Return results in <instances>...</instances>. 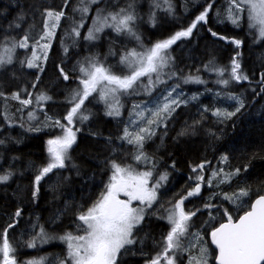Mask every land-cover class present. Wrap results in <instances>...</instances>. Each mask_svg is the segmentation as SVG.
I'll return each instance as SVG.
<instances>
[{
	"label": "trees",
	"instance_id": "1",
	"mask_svg": "<svg viewBox=\"0 0 264 264\" xmlns=\"http://www.w3.org/2000/svg\"><path fill=\"white\" fill-rule=\"evenodd\" d=\"M158 2L160 7H156L154 0L97 1L92 7L106 9L104 14L128 8L131 4L132 8L129 10L137 17L133 28L139 41L134 37L131 40L129 34H117L111 28H106L108 32H101L102 42L116 56L128 47L141 49L142 44L151 47L157 41L185 30L196 16L212 4L206 23H198L189 37H182L171 45L174 52H181L180 56L177 55L176 68L180 67L183 72L191 75L204 76L205 86L223 94L242 95L244 107L230 119H218L213 112L222 106L223 99L204 95L195 102L179 106L168 119L165 136L157 135L144 144V151L153 159L152 166H148L150 169L155 168L152 175L155 177L167 173L169 180L160 190L156 203L148 210L143 223L135 229L133 238L136 242L121 251L119 264H150L151 259L162 251L163 237L170 229L165 218L167 210L195 187L194 178L197 175L204 177L201 190L199 194L188 197L184 205L187 211L196 212L191 218L195 220L190 228L206 226L212 217V211L211 207L205 205L215 202L205 196L213 189L207 188L209 167L223 166L228 173L240 169L228 182L215 187L218 195L228 196L240 189L248 190L246 202L239 208L232 206V199H225L221 203L224 214L230 213L232 218L237 219L251 207L257 196L264 194V81L261 79L264 76V38L260 39L255 27L249 26L247 12L242 16L238 27L226 18L229 0H171V13L166 10L163 0ZM79 3L75 5L74 0H0V53L5 48L11 49L12 59L25 58L26 64L33 47L41 49L38 41L39 44L50 45L44 49L48 53L45 64L41 59L39 67H34L32 74L29 72L30 67L26 66L28 75H24L22 83L20 82L22 87L26 86V90H4L0 79V174L12 173L8 181L0 182V233L8 229L7 237L15 248L16 264L41 258L43 264H46L58 256L65 257L68 248L59 237L66 233H83L78 216L86 212L105 191L112 172V161L119 159L122 164L138 169L141 167L132 158L136 146L119 143L122 124L106 115L103 107L97 104L96 112L99 116H88L84 120L86 122L78 128L76 142L69 150L71 159L66 160L64 168H56L46 174L39 182V192L33 196L35 176L49 161L47 141L59 133L51 127L43 129L38 122H33L29 118L31 107L22 104L20 99L28 98L36 85L35 92L41 89L47 96L51 95L50 100L40 102L41 113L51 114L66 123L64 117L72 107V98L67 100L66 90L70 91L69 97H72L81 88L79 72H70L67 66L71 67L83 54H93L90 52L92 50H97V54L101 56L106 48L99 46L97 42L91 43L92 46L79 40L74 43L72 29L82 19L80 13L76 14L81 7ZM47 11H63L67 16L50 40H41L40 37L47 31ZM153 13L155 23L150 19ZM92 15L90 12L85 27L92 22ZM69 20H74V26L67 29L65 25ZM85 29H82V33ZM212 32L217 33V36H213ZM108 33L118 37V42L107 36ZM25 36L29 37L28 47L21 48L18 42ZM232 38L241 40L242 44L237 48L231 43ZM119 40H122V44ZM203 40L208 43L204 52L211 49L218 58L210 57L209 60L202 57L198 46ZM181 44L184 46L183 50L179 49ZM222 51L227 53L226 59L219 57ZM237 52L240 54L238 61L241 70L248 76V80L235 81L230 78L231 61ZM211 68L225 69L230 86L213 82L212 78L216 75L212 73L213 70L210 71ZM60 69L68 74L67 80L63 78ZM20 78L21 75L17 77ZM62 86L64 87L60 90ZM15 92L20 99L13 98ZM92 97L89 96L84 103ZM42 105L44 106L41 107ZM223 105L229 112L238 107L236 103L225 102ZM186 108L192 110L186 112ZM102 115L106 118L104 124L101 122ZM163 131L164 128L161 127L160 132ZM200 164L205 167L194 173L192 169ZM17 210L21 213L19 217L15 216ZM10 224L14 226L8 228ZM41 228L49 237L47 242L37 240L35 247H28V242L40 233ZM207 238L210 240L209 236ZM212 249V264H216V250ZM175 255L176 264H184L185 253L181 250ZM161 264L164 262L161 261Z\"/></svg>",
	"mask_w": 264,
	"mask_h": 264
},
{
	"label": "snow or ice",
	"instance_id": "2",
	"mask_svg": "<svg viewBox=\"0 0 264 264\" xmlns=\"http://www.w3.org/2000/svg\"><path fill=\"white\" fill-rule=\"evenodd\" d=\"M67 2V0H65ZM97 3V0H80L81 7L78 9L82 14L89 11L91 4ZM156 7H160L158 0H154ZM166 10L172 12L171 0H163ZM132 5L129 4L128 9ZM212 8L209 4L204 11L195 17L193 22L185 30L178 31L167 39L157 41L150 48L137 51L135 48L128 50L122 57L120 63L125 65L128 73L124 75L115 74L110 67H106L98 60L92 59L87 62V66L81 65L80 72L82 73L80 84L82 87L77 90L72 96V107L64 117L66 123H61L60 120L53 121L52 126L59 127L62 130V135L56 136L47 141V152L49 154V161L46 166L42 167L39 174L35 176V197L39 192V182L48 173L56 168H64L66 160H70L69 150L76 142V133L79 129L73 130V121L79 119L84 121L88 119L87 115H83L82 106L84 101L92 95L98 93L99 98L108 106L107 115H120V95L130 94L135 92L136 86L141 81V78L147 77L148 84L145 85L146 90H150L155 83H162L159 74L169 64L170 57L167 55V50L177 40L182 37H189L193 29L196 28L200 22H207L208 13ZM128 9L121 8L117 12H109L107 15H102L98 10L96 19L94 20V27L89 29L86 40H95L98 38L97 34L102 32L105 27L111 28L116 33H127L139 41V36L136 35L133 24L137 19L134 12ZM247 12L250 27H258L259 36L264 38V0H229V7L227 9V19L237 27L240 24L242 14ZM154 13L150 19L155 23ZM44 35L40 37L41 40L49 39L55 34L54 30L58 26L61 17L64 16L63 11H47ZM79 24L72 29L75 36L80 35ZM211 32V29H209ZM213 36L217 33L212 32ZM221 39H227L220 37ZM28 36L18 42L21 48L28 47ZM231 43L238 48L242 41L232 38ZM39 47L47 49L49 44H39ZM16 45H13L15 47ZM6 53L11 52V49H6ZM67 52V48H65ZM239 52L236 57L232 58L230 67V78L235 81L248 80V76L243 74L241 65L238 61ZM47 53H44L46 58ZM40 59L33 52L31 59L27 61V66L30 68L39 67L37 61ZM11 55L0 56V65L11 63ZM23 63V62H22ZM207 67V66H206ZM43 71V68H40ZM219 73L222 77L225 69H212ZM61 74L65 80L68 75L60 69ZM156 74V80L153 81L152 76ZM175 75V73H172ZM39 79V78H37ZM264 81V76L261 77ZM205 83L198 76H189L185 79V83ZM221 84L227 85L229 80L221 79L218 81ZM179 86H174L166 96L163 97V103L158 105L155 111H150L151 118H145L141 105H133V114L136 119L144 123V127H139L135 133H130L127 128L124 129V136L128 143L137 145L138 154L134 157L136 161L146 160L147 157L143 153V144L146 139H151L156 134L155 127H158L164 120L172 115V113L182 103H187V100L181 99L176 89ZM2 95V93H0ZM14 99H20L18 93L13 94ZM37 101H45L51 99L40 94L35 98ZM190 99L195 100L197 96H192ZM229 99L235 100L238 103L235 111L228 112L216 109L213 113L217 117H224L230 119L241 111L244 107V102L237 96H230ZM111 100V102H109ZM27 106L32 103L31 99L21 101ZM29 118L34 119V113H29ZM51 120V117H47ZM136 121H132L135 123ZM198 123V122H197ZM39 131V129H30ZM183 134V133H181ZM2 143V141H0ZM226 159V157L224 158ZM204 164L197 165L192 169L195 173L198 170H203ZM112 175L109 183L105 186V191L101 193L99 199L87 209L82 212L78 219L81 221V228L83 235L73 236L71 233H66L59 239L64 240L68 246V255L66 260H62L60 264H117V257L121 250L125 249L127 245H132L136 241L133 238V229L139 225L145 214L146 208H150L152 203L157 199V190L161 186V182L167 179V174L160 175L159 179L149 187V179L152 177L151 171H136L131 165L121 166L115 161L111 163ZM240 169H236L233 173L223 175L221 183L228 182L233 175L238 174ZM221 172H213V177H219ZM12 173L0 174V182H6L10 179ZM195 187L187 193V196L181 197L180 200L173 203L172 207L167 210L166 219L169 222L170 229L165 237H163V248L160 253L153 257L150 264H176V252L178 250H186L182 244V238L188 234L189 222L193 216L196 215L194 211H185L183 205L188 197L199 194L201 190V183L204 182L203 175L195 176ZM207 183L211 184L212 180ZM119 193H124L128 199L121 200L118 198ZM248 195L247 189H240L238 193H233L231 196L225 194L226 199H239ZM139 201V207H133L132 201ZM205 207H212L208 204ZM199 211V210H197ZM21 215L20 210L15 213L16 217ZM14 225H8L12 228ZM8 229H4L0 233V264H16L15 248L10 244L7 237ZM47 234L41 228L40 233L28 242V247H35L37 240L41 243L47 242ZM212 243L218 249L216 260L218 264H264V195L251 205V210L239 217L237 222H233L232 217L228 216V222L221 224L218 228L211 232ZM207 249L201 248L200 255L189 260V264H207ZM25 264H43V258L40 260L26 261Z\"/></svg>",
	"mask_w": 264,
	"mask_h": 264
},
{
	"label": "rangeland",
	"instance_id": "3",
	"mask_svg": "<svg viewBox=\"0 0 264 264\" xmlns=\"http://www.w3.org/2000/svg\"><path fill=\"white\" fill-rule=\"evenodd\" d=\"M79 1L80 0H74L75 5H77L79 3ZM97 1H101V0H97ZM94 4L90 5L89 11L86 14H82L80 11H78V9L80 7L77 9L76 14L80 13L82 15V19L80 18L81 20L80 19H77V20L78 21L80 20L81 21L80 24L82 23L83 26L80 27V29H79L80 35L78 37L75 36L74 43L77 40H79L81 43L84 42L85 44H87L89 46H92L91 43H96L97 42V43H99V46H105L106 48L103 51L101 56L97 54V50H92L90 52L93 53V54H90V53L83 54V55H81L80 59H77V60L74 61L73 65L71 67L67 66L69 71L71 70L72 72H79L78 73L79 74V81H80L81 76H82V73L80 72L81 65L87 66V62L89 60H92V59L98 60L100 63L104 64L106 67H110L112 69V71L115 74H117V75L127 74L128 73V69L125 67V65L121 64L120 61H121V57L128 50L133 49V46L131 48L128 47V49L124 50L122 52V54H120L119 56L118 55L116 56L115 52L113 50L109 49V47L105 43L102 42L101 32L97 34L98 38L95 39V40H86L85 39V37L88 34L89 29L94 27V20L96 19V16L98 14V10L101 11L102 15H107L109 13V12H107V14H104L106 12V9H104V8H102L100 6L99 7H92ZM124 9H128V8H124ZM117 11H119V10H115L113 12H117ZM90 12L93 13L92 20H91L92 22H90L89 26L85 27V23L89 19L88 15H89ZM243 15H244V13L242 14V16ZM66 16H67V13L64 12V16L61 17V20L59 21L58 26L54 30L55 34L57 33V31H58V29L60 27L61 21L64 18H66ZM72 16H74V14H72ZM48 23L50 25L51 21H48ZM73 26H74V20H69V21L66 22L65 27L67 29H70ZM83 28H86L84 33H82V29ZM106 28H108V27H105L103 29V31L106 30ZM255 29H256L257 36L260 39H262L259 36L258 27H255ZM161 31H163V29H161ZM113 32H115V31H113ZM126 35H128V34L126 33ZM107 36H109L114 42H118L117 41L118 37L115 38V36H113L111 33H108ZM130 39L133 40L134 39L133 36L130 35ZM52 40H53V38H52ZM119 42L122 44V40H119ZM141 42H143V41H140V43ZM207 45H208L207 41L203 40L202 42H200V44L198 46V49L200 50V54L202 55V57L207 58V59H209L210 57L218 58V56H215L213 54V52L211 51L210 47H209L210 50L206 49L207 52L206 53L204 52V50H205L204 48L207 47ZM141 47H142L141 49L137 48V47H135V49L137 51H142L143 49L149 48L150 46L147 45V44H144V45L142 44ZM6 49L7 48H5L0 53V56H4L5 59H7L8 55H10V52L6 53V51H5ZM179 49L180 50L184 49L183 44H181V46H179ZM178 51L174 52L172 50V48H169L167 50V55L171 59H170L169 64L159 74L160 80L163 81L162 83H155L151 87L150 90H146L144 86L148 84V79H147V77L141 78V81L136 86L135 92H131L130 94H122V95H120V98H119L120 99V105H121V107L119 109L120 115L119 116H112L113 118L116 119V122L122 124V129H121L122 133L118 136L119 143L121 142L120 144H124V146H129V145L136 146V151H135V154L133 155L132 158H133V161L136 162V164L138 163L141 166L140 169H138L137 167H133L138 172L151 171L152 174H153L155 172V168L154 167L152 169H150L151 167L148 168L149 165L152 166L153 159L151 158V156H149L144 151V149H142V151L146 155L147 159L146 160H141V161H136L134 159V157L138 154L137 145L130 144V143H128V141L126 139H122L121 138V137L124 136V129L125 128H127L130 133H135V132L138 131L139 127H144L145 126V124L141 123L139 120H137L136 116L133 114V111H134L133 110V105H136V104L141 105V108L140 109H136V111L143 110L144 113H145V118L146 119L147 118H151L149 116V112L150 111H155L157 106L163 103V97L166 96L168 94V92H170L172 90V88L174 86H177V85L179 87L176 89V93H174L173 95L175 96L176 94H179L181 99H184V100L188 101L187 103H182V104H190L191 102H195L196 100L202 98L204 95H206V96L213 95V96H217V97L223 99V102L221 103L222 106L221 107H217L216 109H220L222 111H228V110H226L227 108L224 107V105H223L225 102L238 104L237 101L229 99L230 96H237L241 100H243V96L242 95H237V94L235 95V94H229V93H227V94L224 93L223 94L219 90H216L214 88L211 89V88L205 86L206 83H192V82L185 83V79L187 77H189V76L195 77V75H191V74L183 72L182 71L183 69H180V67L176 68L177 55L178 56L181 55V52H178ZM33 52H35L36 55L38 57H40V59L37 61V64L40 65V60L41 59H43L44 64H45V62L48 59L47 56H46V58L44 57V53L46 51L44 49L42 50V49H39L38 47L34 46L33 49H32V52L30 54V58L29 59L32 58ZM47 55H48V53H47ZM219 57L226 59L227 58V53L225 51H222V54ZM25 61H26L25 58H14V59H12L11 63H6L4 65H0V69L2 67V71L0 72V79H1V85L4 86V88H3L4 90H12V88H13V90H18V91L19 90H26V86L25 85L23 87L21 86L22 79H23L24 75H28V70H27L28 68L25 69L26 66H27V63L25 64ZM219 69H223V68H219ZM210 71H212V68L210 69ZM29 72L32 74L34 72V69L33 68H31V69L29 68ZM172 73H175V75H172ZM212 73L214 75H216V76H214V78H212V81L215 82L216 84H221V83L218 82L221 79H227L228 80V77L225 75L226 71L224 72V75L222 77L219 75L218 72H216L214 70L212 71ZM20 75H21V78L17 79V77H20ZM196 76H198V75H196ZM198 77L201 80H203L204 82H206L205 81L206 78L204 76H198ZM152 79H153V81L156 80V74H153ZM230 83L231 82H229L227 84V86H230ZM185 85H187V86H185ZM221 85L224 86V84H221ZM41 87H44V85H42ZM63 87L64 86H62L60 90H62ZM81 87H82V85H81ZM35 88H36V85H34V90H35ZM34 90H32L30 92V95H29L28 98H25V99H31L32 100V103L28 104L27 106L31 107L30 110H29V113L30 112L34 113L35 118L33 119V122H38V125L40 127H42L43 129H48L49 127H51L52 129H56L57 132L59 133V135H62V130L59 127L52 126L53 121H55V120H60L61 121V119L57 118V117H55V116H53L51 114H45V113H43V111L41 113L40 108H39V106H40L39 104H40V102H45L46 100L45 101H37L35 99L37 96H39L42 93L47 96V93L43 92V90H41V89L38 92H35ZM60 90H58V91H60ZM66 93L68 95L67 100L70 101L71 98H72V97H69L70 91L66 90ZM194 95L197 96V99H195V100L190 99V97H192ZM91 96H93L92 99L88 100V102L84 103L83 106H82L83 115L91 116L92 114H94L96 116H99V113L96 112V109L98 108L97 104L101 105L103 107L104 113L107 115V112L109 110L108 106H107V103H105V101H103V100H101L99 98V94L98 93L94 92V93H92V95H90V97ZM48 97H51V95L48 94ZM25 99H20V100L22 101V100H25ZM109 102H111V100H109ZM243 102H244V100H243ZM1 105L2 104L0 103V107H1ZM43 106L44 105H42L41 107H43ZM177 108H176V110H177ZM216 109L214 110V112L216 111ZM185 110L187 112V111L192 110V108H186ZM174 112L172 113V115L174 114ZM47 117H51L52 119L48 120ZM170 117H168L166 120H164L158 127H155L156 134L154 136H152L151 139H154L157 135L158 136L160 135L162 137L165 136L166 128H167V122H168V119ZM220 118H224V117H219L218 119H220ZM101 119L100 120H101L102 124H104V121H106V118L102 115ZM132 121H136V122L132 123ZM85 122L86 121H80L79 119H75L74 118L73 125H72L73 130L75 131V129L79 128L80 125L85 123ZM61 123H62V121H61ZM161 127L164 128L163 132H160ZM77 134H78V132L76 133V136H77ZM55 137H53V138H55ZM151 139H146L144 144L148 140H151ZM144 144H143V147H144ZM116 148H118V146ZM114 161L117 162L118 164H120L121 166H125V164L120 163L121 160H119V159L114 160ZM209 168H210L209 169V176H208L207 180L211 179L212 183L211 184L207 183V188L208 189L213 188V189L205 196H206V198H209L208 200L215 201L214 203L211 204L212 205V207H211L212 217L208 220L206 226H204L203 228H197V227H191L190 228V226H192L193 221L195 219H191L190 220V222H189V228L190 229L188 228V234L185 237L182 238V244H183L184 248L186 249V250H182L185 253V262H184V264H189V260L190 259H192L193 257H198L200 255V249L201 248H206L207 249V257H206L207 258V264H212V260H213V256H214L213 249H212L213 247H212V245L210 243V240L207 238V236L210 237V233L214 230V228H215L217 223L221 222L223 219H226V218H227L226 220H228V216H231L230 213L224 214V212L222 210L221 203L223 202V200L226 199L225 198V194L218 195L217 191L215 190L216 186H220L222 184L221 180L223 179V175L227 174L228 172L225 171V168L223 166H220V167L219 166H217V167L214 166V167H209ZM221 170H222V172H221V175L219 177H213V175H212L213 172H220ZM163 174H165V173H161L160 175H163ZM111 175H112V172H111ZM111 175H110V177H111ZM160 175L159 176H155V177H154V175H152V177L149 179V187H151V185L153 183H155L156 180L159 179ZM110 177H109V179H110ZM167 180H169L168 175H167V179L161 182V186L157 190V199H158L160 190H162L167 185V183H168ZM166 181H167V183H166ZM236 193H238V192H236ZM118 198L121 199V200H127L128 199V197L124 193H119L118 194ZM157 199H156V201H157ZM156 201H154L152 203V206L150 208H146L145 214H144V218H143L142 222L133 229V235H134L135 229L143 223L145 217L147 216L148 210L153 208V206L156 203ZM245 202H246V197H240L239 199L232 200V206L234 208H239ZM132 206L133 207H139L141 205H140L139 201H135L134 200V201H132ZM183 207H184L185 210L187 209L185 205H183ZM235 210H238V209H235ZM197 220L199 221L200 218H197ZM76 235H83V233L76 234ZM73 236H75V235H73ZM65 244L67 246L66 242H65ZM129 246L130 245H127L126 248L129 247ZM67 248H68V246H67ZM67 251H68V249H67ZM178 251L180 252L181 250H178ZM67 255H68V252H67ZM67 255L65 257H59L58 256L59 258L58 257L54 258L52 261H49L46 264H60V262L62 260H66ZM119 255L117 257V264H119L118 263Z\"/></svg>",
	"mask_w": 264,
	"mask_h": 264
},
{
	"label": "water",
	"instance_id": "4",
	"mask_svg": "<svg viewBox=\"0 0 264 264\" xmlns=\"http://www.w3.org/2000/svg\"><path fill=\"white\" fill-rule=\"evenodd\" d=\"M262 195H264V194H262ZM259 196H261V195H259ZM259 196H257L254 200H253V202H252V204L259 198ZM251 204V205H252ZM251 210V207L247 210V211H250ZM247 211H245V212H247ZM244 212V213H245ZM244 213H242L240 216H242V215H244ZM239 216V217H240ZM239 217L237 218V219H233L232 218V220H233V222H237L238 220H239ZM228 222V220H226V221H223L222 223H220L218 226H216L215 228H214V230L216 229V228H218L221 224H224V223H227ZM213 230V231H214ZM210 241H211V243H212V239H211V233H210ZM212 246H213V248L216 250V256L218 255V249L216 248V246L212 243ZM215 262H216V264H218V262H217V260H216V258H215Z\"/></svg>",
	"mask_w": 264,
	"mask_h": 264
}]
</instances>
